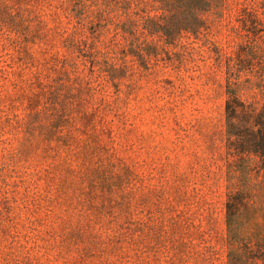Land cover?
Segmentation results:
<instances>
[{"label": "rangeland", "instance_id": "rangeland-1", "mask_svg": "<svg viewBox=\"0 0 264 264\" xmlns=\"http://www.w3.org/2000/svg\"><path fill=\"white\" fill-rule=\"evenodd\" d=\"M62 11L59 0H0V264H225V74L209 40L230 51L228 30L184 39L190 49L171 60L148 36L158 62L134 61L126 120L97 112L81 144L56 148L26 136L24 117L59 48L45 26ZM83 142L86 166L70 155Z\"/></svg>", "mask_w": 264, "mask_h": 264}, {"label": "trees", "instance_id": "trees-1", "mask_svg": "<svg viewBox=\"0 0 264 264\" xmlns=\"http://www.w3.org/2000/svg\"><path fill=\"white\" fill-rule=\"evenodd\" d=\"M59 4L63 11L56 14L53 27L49 22L45 26L46 34L51 31L58 38L59 48L40 63L31 85L34 99L24 117L26 136L39 134L56 148L81 144V123L92 114L111 113L118 122L126 120L134 61L140 60L142 66L158 62L157 55L152 58L144 51L148 36L156 47L161 42L160 50L171 60L175 48L190 49V41L184 39L201 42L214 26L228 30L230 51L209 40L225 74V264H264V191L257 188L260 185L254 187L253 177H260L257 184H263L264 0H59ZM108 121L106 127L116 124ZM94 136L104 145L98 134ZM108 139H113L111 133ZM80 149L70 155L82 154L80 163L86 166L88 146L83 142Z\"/></svg>", "mask_w": 264, "mask_h": 264}]
</instances>
